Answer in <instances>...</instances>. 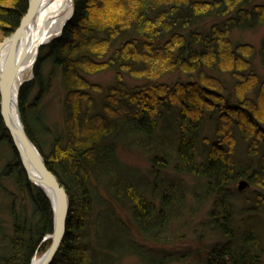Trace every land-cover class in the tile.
<instances>
[{
    "label": "trees",
    "instance_id": "obj_1",
    "mask_svg": "<svg viewBox=\"0 0 264 264\" xmlns=\"http://www.w3.org/2000/svg\"><path fill=\"white\" fill-rule=\"evenodd\" d=\"M27 8L28 0H0V28H16ZM261 25L264 0H74L61 35L43 47L34 77L19 92L35 141L36 126L43 125L30 93L43 95L53 70L65 88L64 132L45 154L71 199L66 235L52 264L97 261L94 205L106 206L102 191L108 209L117 203L130 211L142 240L162 245L210 206L194 232L199 241L205 234L217 238L206 264H264V76L256 67L258 55L264 67V39L257 49L232 37L236 29ZM105 69L115 79L102 87L90 76ZM166 70L187 79L164 82ZM208 123L213 129L204 136ZM3 140L13 158L0 181L14 177L23 201L18 210L11 205L12 232L0 264H29L37 249L49 246L42 241L53 230V213L44 192L28 180L0 113ZM118 145L149 150L150 171L129 173L117 158ZM168 168L195 181L189 207L174 175L163 178ZM241 180L247 182L244 192L236 186ZM241 193L247 197L236 200ZM152 196H159L160 207Z\"/></svg>",
    "mask_w": 264,
    "mask_h": 264
},
{
    "label": "rangeland",
    "instance_id": "obj_2",
    "mask_svg": "<svg viewBox=\"0 0 264 264\" xmlns=\"http://www.w3.org/2000/svg\"><path fill=\"white\" fill-rule=\"evenodd\" d=\"M18 26L16 28L10 27L9 30L13 29L11 32L9 30L0 28V45L4 43L6 38H8L11 34L15 33ZM232 37L235 41L249 42L251 44H254L257 49H259L261 41L264 39V25L256 26L253 29H236L234 30ZM50 41L51 40L43 43L40 46L33 67L31 71L26 75V78L24 80L25 82H23V84L29 82L34 77V66L43 51V47ZM256 64L258 72H260V74L264 76V67L261 63L259 55L256 58ZM179 77H181L182 79H187L186 74L183 75L178 71L170 73V71L166 70L164 72V76L161 77L160 80L172 83L179 79ZM90 78L92 79V81L101 85L102 87H107L109 84L114 82L115 73L111 69H105L90 76ZM23 84L21 85V87L23 86ZM64 94L65 88L62 85L60 74L58 73V71L53 70L51 74V83L46 92L43 95H37V89H34L29 95L30 107L35 108L34 111L36 112V114H38V119L43 125L42 127L36 126L37 129L34 136L36 139L35 141L39 142L41 146L38 145L32 138L31 139L44 157L45 154L49 153V147L53 137L61 135L64 132V123L66 117V112L64 110ZM211 125L212 124L210 123L207 124L206 131L204 130V136L208 134V131L213 129L209 128L211 127ZM167 144H169V142ZM241 146L242 145L240 144L239 147ZM12 158L13 151L9 145L8 140L1 141L0 171ZM117 158L121 163L129 168V173L137 177L141 173H148L150 171V165L152 164L150 159L151 152L149 150L133 147L130 145H118ZM166 163L170 165L169 162ZM162 173L163 178H165L167 175H169L170 177L174 175L173 170H171L170 168H168L165 173ZM55 175L62 183L63 181L61 177L58 176L57 173H55ZM142 181L143 178H140L138 184H143L144 182ZM162 183L163 182L161 181L160 184L155 185V190H160ZM178 183L181 186L182 190L186 192L185 203L187 207H189L190 201L192 199V192L195 189V181L189 176H179ZM237 185L239 186V183H237L236 186ZM246 188L247 186L240 189V191L244 192ZM101 193L102 199H99L103 204H106V206L102 208V204L94 205V212L96 213L99 211L97 221L100 227L96 232L98 240V252L96 256L97 261H94L93 264H206L205 256L211 249L212 245L216 243L217 238L211 236L210 234H205L204 236H202V238H200L201 240L199 241L197 239L198 235L194 232L196 230L195 226H199L200 221L207 220V210L210 206H207L204 211L200 213V217L198 216L193 220V226H191V228L179 231L176 230V233L171 234L172 238L171 241H169L170 243L168 245H162L161 243H150L147 240H142V237L141 235H139V232L137 230L135 221L128 218L130 211H122V207L117 203L111 206V209H108L110 206L108 202L110 201L108 200L104 191H102ZM44 194L48 198L51 205L49 197L45 192ZM13 197L15 198L13 199ZM152 197L155 207H160L161 202L158 198L159 196ZM235 197L234 198L236 200H243L245 199V197H247V195L245 193H241L235 194ZM22 201L23 200H21L20 187L15 182L14 177L2 179L0 181V253L1 249L5 247L3 241L7 239L12 232L11 205L14 204V206L18 210L20 209V204ZM27 204L30 205L27 211L31 210V203L29 198H27ZM260 217L261 220L264 221V215H261ZM36 219L38 220V218ZM126 222L131 224L132 229H129L128 227L123 229V224L126 226ZM51 233L52 232L47 233L44 236L42 242H49L50 244L51 238H47V236ZM60 248L56 255L59 253ZM46 250V248L37 249L32 256L29 264H32L36 257H41ZM164 258L166 259L164 260Z\"/></svg>",
    "mask_w": 264,
    "mask_h": 264
},
{
    "label": "water",
    "instance_id": "obj_3",
    "mask_svg": "<svg viewBox=\"0 0 264 264\" xmlns=\"http://www.w3.org/2000/svg\"><path fill=\"white\" fill-rule=\"evenodd\" d=\"M38 0H28V8L22 17L15 33L11 34L4 43H10L7 56L0 63V113L10 140L16 150L20 162L26 172L27 178L41 188L49 197L53 209V230L47 236L51 242L37 264H50L58 252L67 229V218L70 208V197L66 188L59 181L55 173L49 168L47 161L27 133L25 125H15L11 118V92L14 85L15 73L18 65L17 52L22 39H25L26 30L30 27L34 17ZM73 14V13H72ZM20 88L17 92L19 97ZM247 186L245 180L239 182V189ZM51 190L54 198L50 196Z\"/></svg>",
    "mask_w": 264,
    "mask_h": 264
},
{
    "label": "bare ground",
    "instance_id": "obj_4",
    "mask_svg": "<svg viewBox=\"0 0 264 264\" xmlns=\"http://www.w3.org/2000/svg\"><path fill=\"white\" fill-rule=\"evenodd\" d=\"M73 10L74 0H38L30 27L26 30L25 39L21 40L16 54L18 65L11 92L12 99L10 108L12 122L15 125L23 126L24 123L17 92L23 82H25L26 75L31 71L40 46L43 43L58 37L57 35H60L65 24L72 16ZM9 46L10 43H7L0 50L1 64L4 61L5 56H7ZM179 176L180 175L172 176L177 183L179 181ZM48 192L53 199L54 195L51 190H48ZM41 257H36L32 264H37Z\"/></svg>",
    "mask_w": 264,
    "mask_h": 264
}]
</instances>
